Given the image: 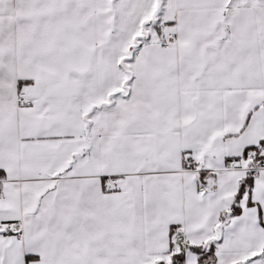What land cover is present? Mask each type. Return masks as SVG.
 I'll list each match as a JSON object with an SVG mask.
<instances>
[{
	"label": "snow or ice",
	"instance_id": "obj_1",
	"mask_svg": "<svg viewBox=\"0 0 264 264\" xmlns=\"http://www.w3.org/2000/svg\"><path fill=\"white\" fill-rule=\"evenodd\" d=\"M0 264H264V0H0Z\"/></svg>",
	"mask_w": 264,
	"mask_h": 264
}]
</instances>
